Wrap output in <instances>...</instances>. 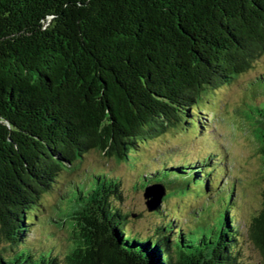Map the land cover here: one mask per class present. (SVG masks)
Returning a JSON list of instances; mask_svg holds the SVG:
<instances>
[{
	"label": "trees",
	"instance_id": "1",
	"mask_svg": "<svg viewBox=\"0 0 264 264\" xmlns=\"http://www.w3.org/2000/svg\"><path fill=\"white\" fill-rule=\"evenodd\" d=\"M262 58L264 0H0V264H247L246 237L264 264V207L240 230L215 141L201 161L140 178L144 193L164 188L162 202L219 191L225 207L207 230L178 227V217L146 236L129 230L122 182L103 172L60 195L55 217L72 240L64 255L49 234L29 238L63 173L92 153L135 165L143 144ZM252 87L263 99L251 118L264 156V75ZM162 202L150 212L162 215Z\"/></svg>",
	"mask_w": 264,
	"mask_h": 264
},
{
	"label": "rangeland",
	"instance_id": "2",
	"mask_svg": "<svg viewBox=\"0 0 264 264\" xmlns=\"http://www.w3.org/2000/svg\"><path fill=\"white\" fill-rule=\"evenodd\" d=\"M264 75V58L255 63L254 68L242 75L237 82L210 92L197 105L192 119L208 126L209 131H199L197 127L187 122V119L171 127L163 136L143 144L135 157V165L118 163L108 160L99 154L92 153L81 165L80 169L63 173L60 183L52 193L44 195L43 202L46 211L39 213L41 226L34 225L29 238L36 243L39 239L49 236L56 250L63 255L72 242L70 231L61 228L55 216L57 206H62L60 195L77 185L85 177L107 173L118 177L124 188L122 209L131 214L128 219V229L135 233L148 235L155 229L157 223L178 217L182 226L197 229L200 226L208 229L205 224L210 222L225 207L224 201L216 197L219 191L200 195L190 188L186 195H174L162 202V215H155L146 206L144 189L140 186V178L149 172H155L166 162L167 167L190 161H201L209 153L220 149L213 160L222 156L226 174L221 185L227 184L226 191L233 187L231 211L238 218L240 230L245 231L264 207V156L253 135L254 124L252 113L256 106L263 102L262 96L253 92V85L259 76ZM261 93V92H260ZM209 138V139H208ZM213 160L211 161L213 163ZM210 163V165H212ZM220 190V188H219ZM220 194V193H219ZM212 201V202H211ZM211 202V203H210ZM203 212L202 218L197 212ZM213 217V218H212ZM211 223V222H210ZM41 227V228H40ZM7 246L0 239V250ZM243 259L247 264H263L260 251L246 237L240 246ZM62 255V256H63Z\"/></svg>",
	"mask_w": 264,
	"mask_h": 264
},
{
	"label": "water",
	"instance_id": "3",
	"mask_svg": "<svg viewBox=\"0 0 264 264\" xmlns=\"http://www.w3.org/2000/svg\"><path fill=\"white\" fill-rule=\"evenodd\" d=\"M165 196L164 188L160 186L148 187L144 193L146 205L149 211H155Z\"/></svg>",
	"mask_w": 264,
	"mask_h": 264
}]
</instances>
